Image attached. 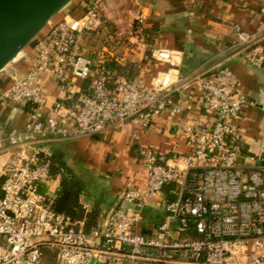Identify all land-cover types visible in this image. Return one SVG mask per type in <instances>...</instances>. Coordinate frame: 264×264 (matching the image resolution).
I'll list each match as a JSON object with an SVG mask.
<instances>
[{
    "label": "built area",
    "instance_id": "1",
    "mask_svg": "<svg viewBox=\"0 0 264 264\" xmlns=\"http://www.w3.org/2000/svg\"><path fill=\"white\" fill-rule=\"evenodd\" d=\"M103 0H91L83 16L51 24L32 46L28 70L0 90V108L37 105L24 128L6 134L0 153L11 154L0 176V264H45L43 249L56 250L54 264H264V159L243 155L238 126L248 101L233 94L235 77L226 69L192 76L168 74L147 88L141 80L120 79L108 88L99 76L85 90L91 61L87 36L108 35ZM141 21L140 18L137 19ZM137 35L143 36L142 26ZM236 45L245 61L263 65L264 35L239 32ZM174 62L173 55H162ZM59 98L48 106L47 84ZM183 97L176 102L174 94ZM198 104L208 122L183 127L189 152L171 160L142 145L137 162L146 185L130 182L116 202L88 229L53 211L50 162L36 145L51 139L80 140L112 128L151 130L158 118L172 121ZM135 139L137 135H135ZM175 196L167 201L166 188ZM85 213L89 206L82 205Z\"/></svg>",
    "mask_w": 264,
    "mask_h": 264
},
{
    "label": "crops",
    "instance_id": "2",
    "mask_svg": "<svg viewBox=\"0 0 264 264\" xmlns=\"http://www.w3.org/2000/svg\"><path fill=\"white\" fill-rule=\"evenodd\" d=\"M101 14L105 21L112 22L115 39L111 50L112 43L100 40V50L119 64L135 63L139 72L133 80H141L147 88L155 87L168 74L192 76L219 68L232 74L233 94L248 101L238 123L243 134L241 152L246 156L261 155L264 159V61L261 68L253 67L236 47L239 32L264 35V0H103ZM138 18L141 21L135 26ZM141 26L144 34L140 37L136 32ZM153 26L156 32L145 35V30ZM125 33L127 38L122 42ZM262 52L264 57V42ZM166 53L173 55L174 62L162 57ZM31 57L30 49L16 67L18 77L28 70ZM17 74L7 78L1 75L0 90L9 87ZM46 97L48 106L59 98L53 81L47 84ZM182 97L181 91L174 94L176 102ZM4 109L0 108V113L6 111L0 127L8 135L21 131L27 117L20 106ZM199 120L208 122L196 104L191 112L172 121L167 116L158 118L147 132L136 133L133 126L116 127L80 140L51 139L36 148L49 156L61 154L76 172L88 177L81 204L89 206L91 212L97 211L98 218L130 182L138 188L145 187L147 173L137 162L140 146L156 148L171 160L180 158L189 152L183 127ZM60 183L61 178L56 176L49 187L52 195H57Z\"/></svg>",
    "mask_w": 264,
    "mask_h": 264
},
{
    "label": "trees",
    "instance_id": "3",
    "mask_svg": "<svg viewBox=\"0 0 264 264\" xmlns=\"http://www.w3.org/2000/svg\"><path fill=\"white\" fill-rule=\"evenodd\" d=\"M91 0H87L85 3L78 1L77 10H79L78 16H83L88 8ZM110 26V24H109ZM156 32L155 26L151 29L145 30V35L151 36L152 33ZM106 44V43H105ZM108 45V44H107ZM114 43L109 45V49L113 48ZM88 59L91 61L90 66V76L84 83V89L89 90L91 84L95 80L96 76L102 79V82L108 87L113 88L119 77H123L128 81L133 80L139 72V69L135 63L124 62L118 63L112 58L108 53L95 52L94 54H88ZM11 105H6L1 108H9ZM23 114L27 117L37 110V105L30 103L19 104ZM0 123L6 117V111L0 113ZM25 122V123H26ZM43 144H37L36 146H41ZM38 158L44 161L50 162L51 174L56 177L61 178L60 188L57 192L56 199L52 204V209L58 214L70 217L73 220H83L86 219L88 222L87 228L90 229L95 224L97 220V211H92L91 213H85L81 204V197L87 191V176L80 174L75 171L65 160L64 156L61 154H55L53 156L46 155L43 152L38 154ZM5 181V177L0 176V198L2 197L1 186ZM175 189L173 187L166 188L167 201H172L175 196L171 194Z\"/></svg>",
    "mask_w": 264,
    "mask_h": 264
},
{
    "label": "water",
    "instance_id": "4",
    "mask_svg": "<svg viewBox=\"0 0 264 264\" xmlns=\"http://www.w3.org/2000/svg\"><path fill=\"white\" fill-rule=\"evenodd\" d=\"M73 2L75 0H0V75L17 63ZM64 20L71 26L70 15Z\"/></svg>",
    "mask_w": 264,
    "mask_h": 264
},
{
    "label": "rangeland",
    "instance_id": "5",
    "mask_svg": "<svg viewBox=\"0 0 264 264\" xmlns=\"http://www.w3.org/2000/svg\"><path fill=\"white\" fill-rule=\"evenodd\" d=\"M78 1L79 0H75V2H73L70 6H68L62 12V14L60 16H58V17L55 18V20L52 22V24L57 23L58 21L63 20L68 15L77 16L78 17V13L77 12H79V10H77V6L75 7V5L78 4ZM134 23H135L134 25L136 26V24H138V21L135 20ZM106 24H107L108 33L110 35H113V32L114 31L111 29L112 22L110 21V19H107L106 20ZM109 24H110V26H109ZM47 30H48V28L45 30L44 33H46ZM42 35L40 37H42ZM121 38H122L121 39L122 42L125 41L126 38H127L126 37V33H125V36H123ZM107 39H108V35L105 36V37L104 36L102 37L101 35H97V34H93V35L87 36V39H86V42H85V46H86V50H87V55L88 54L89 55L90 54L92 55L95 52H100V49H101V47H100L101 44L100 43L101 42H99V41L100 40H104V42L106 43L107 42L106 41ZM34 43L25 51V53L22 55L21 59L17 63H15L13 66L9 67L6 72H4L3 74H1L4 78H7L10 74L11 75L17 74L16 67H18L20 64H22V62L25 60V56H26L27 52L30 49H32V46L34 45ZM103 53H104V51H103ZM18 76L19 75L17 74L16 77H18ZM10 154L11 153L9 151L0 153V173L3 170V167H4L5 163L8 161ZM55 256H56V250L55 249H53V248H45V249H43L42 261L45 264H49V261L52 262V264H54Z\"/></svg>",
    "mask_w": 264,
    "mask_h": 264
}]
</instances>
